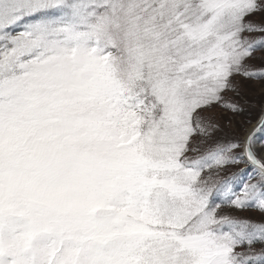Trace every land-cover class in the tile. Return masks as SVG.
<instances>
[{
  "label": "snow or ice",
  "instance_id": "snow-or-ice-1",
  "mask_svg": "<svg viewBox=\"0 0 264 264\" xmlns=\"http://www.w3.org/2000/svg\"><path fill=\"white\" fill-rule=\"evenodd\" d=\"M0 264H264V0H0Z\"/></svg>",
  "mask_w": 264,
  "mask_h": 264
}]
</instances>
